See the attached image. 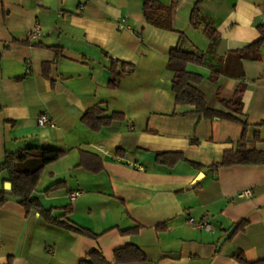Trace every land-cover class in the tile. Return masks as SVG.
Instances as JSON below:
<instances>
[{
  "label": "crops",
  "instance_id": "0c3cea01",
  "mask_svg": "<svg viewBox=\"0 0 264 264\" xmlns=\"http://www.w3.org/2000/svg\"><path fill=\"white\" fill-rule=\"evenodd\" d=\"M158 1L171 7L170 31L147 23L142 0H0V161L25 147L62 151L32 195L53 217L69 207L67 219L97 235L49 224L10 191L0 207V264H79L92 250L117 264L114 250L127 245L146 259L122 264H239L238 251L249 263L264 260V163L210 168L243 135L264 152V125L256 126L264 123V45L255 62L233 54L258 38L264 0H201L195 25L198 0ZM35 22L40 37L27 42ZM179 33L182 49L204 55L186 69L201 76L210 109L228 113L219 100L244 84L236 115L244 130L174 103L165 65ZM111 71L121 74L116 85ZM95 105L123 120L91 130L81 119ZM40 115L51 124L37 126ZM159 153L179 158L170 164Z\"/></svg>",
  "mask_w": 264,
  "mask_h": 264
},
{
  "label": "trees",
  "instance_id": "16d2710c",
  "mask_svg": "<svg viewBox=\"0 0 264 264\" xmlns=\"http://www.w3.org/2000/svg\"><path fill=\"white\" fill-rule=\"evenodd\" d=\"M177 0H173L175 3ZM201 0L195 3V6L191 12L190 21L195 25L197 16V6ZM171 7L163 6L158 0H142V13L149 25L154 27L172 30L171 27ZM258 32V38L246 45L245 47L233 52L240 62L242 60L258 61L260 59V49L264 45V23L256 26ZM206 35L212 41L211 48L213 47L216 36L214 32L206 27ZM186 38L182 33H179V42L176 48L170 51L166 69L172 74L171 79V92L174 96L175 104H187L194 107L196 114L208 120H227L242 125L243 130L247 126L246 122L240 121L236 118V115L242 114V93L244 84L239 83L234 90L232 97L228 100L220 99V105H222L228 113L216 111L210 109L206 102L205 97L198 85L202 80L201 76L186 69V64L202 62L204 55L197 54L195 52H188L182 49L181 43ZM46 67V66H45ZM219 74V71H214L211 75V79ZM112 84L116 85L120 73L111 71ZM123 115L121 113L112 112L107 114V110L101 108L98 105L90 108L82 117L81 124H84L93 131L100 129L101 127L107 126L112 121H122ZM264 123L257 124L262 126ZM244 134V133H243ZM246 141L244 135L237 145L236 151H229L223 154L221 162L213 164L210 168L217 169L218 167H228L233 165H250L257 163H264V152L255 149H249L246 147ZM63 155L62 151L38 148V147H25L19 149L13 153L4 154L3 159L0 161V172L6 171L7 176L4 182L11 184V196L16 198L17 203L25 208V210H35L45 221L49 224L59 226L61 228L70 230L77 234H83L84 236L95 238L97 235L92 234L90 231L74 224L67 219L70 212V208H64L62 216L53 217L49 211H46L39 206V202L36 197L32 195L34 186L39 178V175L43 168L58 160ZM167 156L169 163H175L178 158V153L173 154H157V159ZM59 183L50 185L46 191H51L58 187ZM6 194L3 190H0V207L7 201ZM240 227V224L236 225L232 231L234 233ZM113 261L117 264L130 263V262H143L145 261L144 254L134 245H127L123 248L114 250ZM239 264H264V260H258L256 262H247L245 256L241 251L236 252L233 256ZM79 264H111L107 261L100 252L92 250L86 254V256L80 260Z\"/></svg>",
  "mask_w": 264,
  "mask_h": 264
},
{
  "label": "built area",
  "instance_id": "2783aa9c",
  "mask_svg": "<svg viewBox=\"0 0 264 264\" xmlns=\"http://www.w3.org/2000/svg\"><path fill=\"white\" fill-rule=\"evenodd\" d=\"M82 8V7H80ZM40 25L38 22H35L33 24V27L29 31L26 32L25 34V39L27 42H35L39 39L40 37ZM29 65V62H26V66ZM51 121L45 116V115H40L37 118V126L43 127L46 125H50ZM81 194L80 191H75L73 193H69V198L73 200L74 198L78 197ZM250 191L246 190L243 192H240L236 195L237 198H244V197H249L250 196ZM189 224L193 225L195 228L201 229V230H207L209 231L211 229V226L207 222H194V220L189 219L188 220Z\"/></svg>",
  "mask_w": 264,
  "mask_h": 264
},
{
  "label": "water",
  "instance_id": "95a60500",
  "mask_svg": "<svg viewBox=\"0 0 264 264\" xmlns=\"http://www.w3.org/2000/svg\"><path fill=\"white\" fill-rule=\"evenodd\" d=\"M3 190L6 192V193H9L11 191V184L6 182L4 183L3 185Z\"/></svg>",
  "mask_w": 264,
  "mask_h": 264
}]
</instances>
